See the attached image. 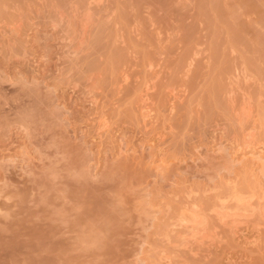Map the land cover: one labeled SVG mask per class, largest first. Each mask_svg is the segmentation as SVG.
I'll return each instance as SVG.
<instances>
[{
	"label": "rangeland",
	"instance_id": "1",
	"mask_svg": "<svg viewBox=\"0 0 264 264\" xmlns=\"http://www.w3.org/2000/svg\"><path fill=\"white\" fill-rule=\"evenodd\" d=\"M263 151L264 0H0V264H264Z\"/></svg>",
	"mask_w": 264,
	"mask_h": 264
},
{
	"label": "bare ground",
	"instance_id": "2",
	"mask_svg": "<svg viewBox=\"0 0 264 264\" xmlns=\"http://www.w3.org/2000/svg\"><path fill=\"white\" fill-rule=\"evenodd\" d=\"M95 4H96V3H95ZM95 6H96V5H95ZM95 6H94V8H95ZM86 7H87V6H86ZM94 8H93V9H94ZM98 8H99V7H98ZM91 9H92V8H91ZM84 10H85V9H84ZM80 11H81V10H80ZM97 11H98V10H97ZM81 14H82V13H81ZM96 14H97V12H96ZM78 15H80V14H78ZM86 16H87V15H86ZM92 18H93V17H92ZM95 18H96V17H95ZM95 18H94V19H95ZM88 19H89V18H88ZM88 24H89V23H88ZM91 26H92V25H91ZM90 28H91V27H90ZM87 29H88V28H87ZM14 30H15V29H14ZM81 30H82V29H81ZM88 30H89V29H88ZM84 35H85V34H84ZM81 38H82V37H81ZM75 44H76V43H75ZM83 45H84V44H83ZM82 47H83V46H82ZM74 48H75V47H74ZM71 49H72V48H71ZM70 51H71V50H69V52H70ZM72 51H73V50H72ZM76 52H77V51H76ZM73 56H74V55H73ZM236 75H237V74H236ZM236 82H237V81H236ZM236 84H237V83H236ZM148 85H149V84H148ZM262 86H263V85H262ZM147 90H148V88H146V92H147ZM142 91H143V90H142ZM146 92L143 93V95L145 94V97H146ZM148 94H149V93H148ZM137 95H138V94H137ZM140 95H141V94H140ZM149 95H150V94H149ZM140 97H142V96H140ZM147 97H148V96H147ZM95 100H96V99H95ZM144 100H145V98H144ZM144 100H143V101H144ZM143 101H141V102H142V103H141V106H142V105H145L144 103H145L146 100H145L144 102H143ZM139 103H140V102H139ZM146 105H147V104H146ZM146 105L141 107V108H144V107L146 108L145 110L142 109L143 111H146V110L149 109V108H147L148 106L146 107ZM148 105H149V104H148ZM139 106H140V104H139ZM150 106H151V104H150ZM247 106H248V104H247ZM244 108H245V107H244ZM245 109H246V108H245ZM245 109H244V110H245ZM139 110H141V109H139ZM142 110H141V111H142ZM149 111H150V110H149ZM146 112H148V111H146ZM146 112H145V113H146ZM249 113H250V112H249ZM141 114H143V113L141 112ZM151 114H152V113H150L149 115H151ZM244 114H245V113H244ZM149 115H147V116H149ZM143 116H144V114H143ZM145 116H146V115H145ZM145 116H144V117H145ZM246 116H248V112L246 113ZM246 116H245V117H246ZM144 117H143V118H144ZM151 117H152V116H151ZM249 117H251V116H249ZM249 117H248V118H249ZM100 120H101L102 122L104 121V119L102 120L101 118H100ZM98 121H99V120H98ZM252 121H253V120H252ZM252 121H251V122H252ZM255 121H256V120H255ZM102 122H101V124H102ZM105 122H106V121H105ZM105 122H104V123H105ZM251 122H250V123H251ZM254 125H255V124H254ZM105 126H106V125H105ZM105 126H102V127H105ZM100 127H101V126H100ZM101 129H103V128H101ZM105 129H106V127H105ZM99 130H100V129H99ZM103 130H104V129H103ZM100 131H101V130H100ZM243 135H244V134H243ZM247 137H248V136H247ZM246 140H247V139H246ZM252 140H253V139H252ZM248 143H249V142H248ZM248 143H245L246 145L244 146V149H245L246 147L250 146V147H249V150H248V151H251L250 154H252V151H256L257 149H260V148H259L260 146H257V147H256V145H255V146H252V144H250V143L248 144ZM260 143H261V142H260ZM255 144H256V143H255ZM262 144H263V143H262ZM238 148L240 149V146H239ZM244 149H243V150H244ZM261 150H262V149H261ZM261 150H259V151H261ZM244 151L246 152V150H244ZM256 152H257V151H256ZM256 152H255V153H256ZM261 152H262V151H261ZM263 152H264V151H263ZM242 153H243V152H242ZM247 154H248V153H247ZM258 154H259V153H258ZM244 156H245V155H244ZM249 158H250V157H249ZM252 158H254V157H252ZM250 159H251V158H250ZM256 159H257V158H256ZM259 159H260V158H259ZM260 161H261V163H260ZM260 161H259V163L262 165V170H263V169H264V160L260 159ZM249 162H250V161H249ZM251 163H252V162H251ZM261 165H260V166H261ZM251 170H252V169H251ZM249 171H250V170H249ZM263 172H264V171H263ZM252 173H253V172H252ZM251 176H252V175H251ZM256 182H258V181H256ZM258 184H259V182H258ZM260 189H261V188H260ZM259 191H260V190H259ZM186 192H187V191H186ZM194 192H195V191H194ZM230 192H231V191H230ZM230 192H228V193H230ZM263 192H264V191H263ZM195 193H196V192H195ZM228 193H227V194H228ZM232 193H233V192H232ZM232 193H230V194H232ZM253 193H255V192H253ZM253 193H252V195L249 196V197L251 198V199L249 198L250 201L253 199V198H252V196H254ZM258 193H259V192H258ZM185 194H186V193H185ZM222 194H223V193H222ZM224 194H225V193H224ZM227 194H226V195H227ZM256 194H257V193H256ZM190 195H191V194H190ZM215 195H217V193L214 194V196H215ZM232 195H234V194H232ZM257 195H258V194H257ZM257 195H256V197H257ZM187 196H188V195H187ZM221 196H222V195H221ZM224 196H225V195H224ZM229 196H230V195H229ZM229 196H227V197L229 198ZM240 196H241V195H240ZM240 196H239V197H240ZM217 197H218V195H217ZM227 197H226V199H227ZM232 197H235V198H236V196H232ZM185 198H186V197H185ZM187 198H188V197H187ZM192 198H194V197H191V200H192ZM219 198H220V197H219ZM237 198H238V196H237ZM240 198H241V197H240ZM242 198H243V196H242ZM246 198H247V197H246ZM246 198H245V199H246ZM257 198H258L259 200H258V199L255 200V203L258 204V205L260 206L259 209L262 208V210L259 211V213L261 212L260 215L262 214V217H261V218H263V217H264V194H262L261 197H257ZM221 199H223V198H221ZM231 199H232V198H231ZM231 199H230V200H231ZM249 199L247 198L246 200L248 201ZM191 200H189V201H191ZM195 200H196V199H195ZM224 200H225V199H224ZM233 200H234V199H233ZM233 200H232V201H233ZM236 200H237V199H236ZM239 200H240V199L238 198V201H239ZM241 200H242V199H241ZM187 201H188V200H187ZM189 201H188V202H189ZM226 201H227V200H226ZM243 201H244V200H243ZM256 201H257V202H256ZM252 202H253V205L255 206V204H254V200H252ZM252 202L250 203V202L248 201L249 204H252ZM195 203H196V202H195ZM235 203H236V202H235ZM244 203H245V202H244ZM191 204H192L193 206L196 205V204H193V203H191ZM236 204H237V203H236ZM241 204H242V203H241ZM246 204H247V203H245V205H246ZM182 205L185 206L184 204H182ZM186 205H187V204H186ZM216 205H217V204H216ZM219 205H220V204H219ZM230 206H233V205L230 204ZM235 206L237 207V205H235ZM247 206L249 207L250 205H247ZM178 207H179V206H178ZM187 207H188V206H187ZM187 207H186V208H187ZM212 207H213V206H212ZM218 207H219V206H218ZM222 207H224V206H222ZM244 207H245V206H244ZM248 207H246V209H248ZM256 207H257V206H256ZM180 208H181V207H180ZM252 208L254 209L255 207H251V206H250L248 210L251 209L250 211H252ZM166 209H167V208H166ZM191 209H192V207H190V210H191ZM212 209H213V208H212ZM214 209H215V207H214ZM216 209H217V208H216ZM218 209H219V208H218ZM221 209H222V208H221ZM227 209H228V208H227ZM227 209H226V210H227ZM229 209H230V208H229ZM246 209H245V210H246ZM257 209H258V207H257ZM259 209H258V210H259ZM184 210H185V209H184ZM224 210H225V209H224ZM232 210H233V208H232ZM194 211H195V210H194ZM213 211H214V210H213ZM229 211H230V210H229ZM229 211H228V213H229ZM234 211H235V210H234ZM237 211H238V209L236 210V212H237ZM182 212H184L183 209H182ZM182 212L180 211L181 214H182ZM185 212H186V210H185ZM188 212H189V211H188ZM188 212H186V213H188ZM214 212H215V211H214ZM223 212H224V211H223ZM223 212H221V213H223ZM226 212H227V211H226ZM226 212H225V213H226ZM231 212H233V211H231ZM240 212H241V211H240ZM240 212H239V214H241ZM254 212H255V211H253V213H254ZM196 213H197V212H196ZM198 213H199V212H198ZM242 213H243V212H242ZM253 213L250 212V216H251V214H253ZM183 214H184V213H183ZM194 214H195V213H194ZM236 214H237V213H236ZM236 214H235V213L233 214L234 217H235ZM239 214H238V215H239ZM243 214H244V213H243ZM185 215H186V214H185ZM213 215H214V214H213ZM228 215H229V214H227V216H228ZM241 215H242V214H241ZM248 215H249V213H248ZM176 216H177V215H176ZM182 216L184 217V215H182ZM191 216H192V215H191ZM198 216H199V215H198ZM227 216H226V214H225V215H222V214H221V215L219 216V219H217V220L228 221V220H225V218H227ZM185 217H186V216H185ZM196 217H197V214H195L194 218H196ZM230 217H231V215H230ZM230 217H229V219H230ZM234 217H233V218H234ZM238 217H239V216H238ZM238 217H237V219H238ZM248 217H249V216H248ZM169 218H170V217H169ZM258 218H260V217H258ZM167 219H168V218H167ZM205 219H206V218H205ZM227 219H228V218H227ZM234 219H235V218H234ZM239 219H241L242 222L244 221V219H242L241 217H240ZM249 219H250V218H249ZM179 220H181V222H178ZM179 220L177 219V222H178V223H175L174 226H176V225H178L179 227L182 226L181 228L184 229V230H183L184 233H183V235H182V232H181V235H180V236H181V238L184 240L182 243H184L185 240H186V245H187L188 241H189V243H190V240H191V241H192V240H195V239H196V236L199 235V232H197V231H194V232H193V231H192L193 228H194V226H195V224H197V223H196L197 220H196V221H195V219H194V220H193V219H192V220H190V219L186 220V219H184V218L179 219ZM206 220H207V219H206ZM262 220H264V218H263ZM171 221H172V220H171ZM175 221H176V220H175ZM234 221H235V220H234ZM237 221H238V220H237ZM199 222H200V221H199ZM204 222H205V221H204ZM232 222H233V221H232ZM258 222H259V221H258ZM171 223H172V222H171ZM173 223H174V222H173ZM173 223H172L171 225H173ZM222 223H225V224H226V222H222ZM228 223H229V222H228ZM230 223H231V222H230ZM169 224H170V222H169ZM234 226H236V225H234ZM243 226H244V225H243ZM257 226H258V225H257ZM166 227H167V226H166ZM168 227H169V226H168ZM172 227H173V226H172ZM231 227H232V226H231ZM239 227H240V226H239ZM246 227H247V226H246ZM249 227H250V226H249ZM175 228H176V227H175ZM195 228H196V227H195ZM197 228H198V227H197ZM236 228H237V227H236ZM242 228H243V227H242ZM256 228H257V227H256ZM169 229H170V228H169ZM176 229H177V228H176ZM182 229H181V230H182ZM249 229H250V228H249ZM251 229H252V228H251ZM251 229H250V230H251ZM174 230H175V229H174ZM178 230L180 231L179 228H178ZM194 230H196V229H194ZM200 230H201V229H200ZM243 230H244V229H243ZM257 230H258V229H256V231H257ZM261 230H263V229H261ZM234 231H235V230H234ZM170 232H171V231H170ZM170 232H169V233H170ZM200 232H201V231H200ZM202 232H203V231H202ZM204 232H205V231H204ZM204 232H203V233H204ZM260 232H261V231H260ZM262 232H263V231H262ZM176 233H177V232H176ZM178 233H179V232H178ZM185 233H186V234H185ZM255 233H256V232H255ZM255 233H254V234H255ZM238 234H239V233H238ZM246 234H247V233H246ZM261 234H262V233H261ZM168 235H171V236H172V234H168ZM204 235H206V233H205ZM255 235H256V234H255ZM255 235H253V236L255 237ZM183 236H185V237L187 236L188 238H187V237L185 238V237H183ZM247 236H248V235H247ZM253 236L251 235V238H252ZM164 237H165V236H164ZM209 237H210V236H209ZM237 237H238V236H237ZM240 237H241V236H240ZM249 237H250V236H249ZM256 237L258 238V236H256ZM256 237H255V238H256ZM184 238H185V239H184ZM189 238H190V239H189ZM198 238H200V236H199ZM202 238H203V237H202ZM260 238H261V237H260ZM164 239H165V238H164ZM164 239H162V240H164ZM176 239H177V238H176ZM246 239H247V238H246ZM252 239H253V240H252ZM252 239H251L252 241H250V242H248L249 239L246 240L247 242H245V243H246V244H247V243H249V244L252 243V244H254V247H255V243H256V241L259 242V239H258V240H257V239H254V238H252ZM261 239H262V238H261ZM162 240H161V241H162ZM165 241H166V240H165ZM198 241H199V240H198ZM198 241H197V244H198ZM242 241H243V240H242ZM263 241H264V240H263ZM166 242H167V241H166ZM203 242H204V241H203ZM243 242H244V241H243ZM162 243H163V242H162ZM194 243H195V242H194ZM200 243H201V242H200ZM200 243L198 244L199 246H200ZM241 243H242V242H241ZM168 244H169V243H168ZM171 244H172V243H171ZM179 244H180V243H179ZM192 244H193V243H192ZM203 244H204V243H203ZM201 245H202V244H201ZM162 246H164V245H162ZM167 246H168V245H167ZM176 246H177V245H176ZM178 246H179V245H178ZM178 246H177V247H178ZM189 246H190V245H189ZM193 246H194V245H193ZM247 246H249V245H247ZM250 246H252V245H250ZM172 247H173V246H172ZM172 247H171V248H172ZM191 247H192V245H191ZM200 247H201V246H200ZM262 247H263V246H262ZM171 248H170V249H171ZM173 248H174V247H173ZM186 248H187V247H186ZM198 248H199V247H198ZM252 248H253V246H252ZM166 249H167V248H166ZM180 249H182V247H181ZM199 249H201V248H199ZM199 249H197V250H199ZM257 249H259V248H257ZM174 250H175V248H174ZM185 250H186V249H185ZM188 250H189V249H188ZM160 251H161V249H160ZM164 251H165V250H164ZM177 251H178V250H177ZM192 251H193V250H192ZM163 253H164V252H163ZM172 253H173V252H172ZM174 254H175V253H174ZM159 256H160V255H159ZM166 256H167V255H166ZM170 256H171L170 258L173 257L172 255H170ZM174 256H175V255H174ZM160 257H161V256H160ZM167 258H168V257H167ZM167 258L165 257V259H167ZM172 260H173V258H172ZM172 260H171V261H172ZM161 261H162V260H161ZM165 261H166V260H165ZM168 261H169V258H168ZM173 262H174V261H173ZM165 263H166V262H165Z\"/></svg>",
	"mask_w": 264,
	"mask_h": 264
}]
</instances>
